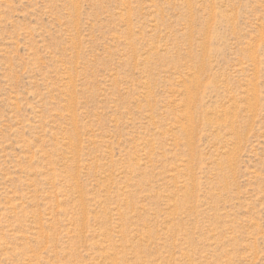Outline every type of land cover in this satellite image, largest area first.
Instances as JSON below:
<instances>
[{
    "label": "rangeland",
    "instance_id": "rangeland-1",
    "mask_svg": "<svg viewBox=\"0 0 264 264\" xmlns=\"http://www.w3.org/2000/svg\"><path fill=\"white\" fill-rule=\"evenodd\" d=\"M0 264H264V0H0Z\"/></svg>",
    "mask_w": 264,
    "mask_h": 264
}]
</instances>
